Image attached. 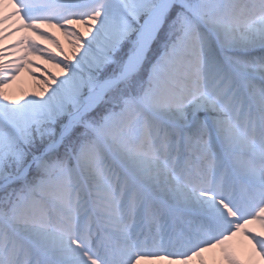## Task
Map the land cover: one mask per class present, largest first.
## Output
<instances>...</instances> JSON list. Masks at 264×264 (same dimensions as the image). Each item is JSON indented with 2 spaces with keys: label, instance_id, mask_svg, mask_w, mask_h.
I'll list each match as a JSON object with an SVG mask.
<instances>
[{
  "label": "snow or ice",
  "instance_id": "snow-or-ice-1",
  "mask_svg": "<svg viewBox=\"0 0 264 264\" xmlns=\"http://www.w3.org/2000/svg\"><path fill=\"white\" fill-rule=\"evenodd\" d=\"M0 264H264V0H0Z\"/></svg>",
  "mask_w": 264,
  "mask_h": 264
},
{
  "label": "rangeland",
  "instance_id": "rangeland-1",
  "mask_svg": "<svg viewBox=\"0 0 264 264\" xmlns=\"http://www.w3.org/2000/svg\"><path fill=\"white\" fill-rule=\"evenodd\" d=\"M12 42H6V44H10ZM66 49L65 51H68ZM27 74V73H26ZM28 76V75H27ZM30 87L35 90V81H33L29 76L22 77L20 81H17L16 84L13 86V91L16 95H19L22 92L30 93Z\"/></svg>",
  "mask_w": 264,
  "mask_h": 264
},
{
  "label": "bare ground",
  "instance_id": "bare-ground-1",
  "mask_svg": "<svg viewBox=\"0 0 264 264\" xmlns=\"http://www.w3.org/2000/svg\"><path fill=\"white\" fill-rule=\"evenodd\" d=\"M51 31H55V30H51ZM56 35L57 36H60V34L58 32L56 33ZM14 39L15 38H13V40ZM60 39H61V43L63 44L65 50L68 49L67 42L63 39L62 36L60 37ZM8 42H12V41H8ZM22 77H28L27 74H26V72L21 74L20 79L18 81H20ZM32 91H34V90L30 87V92H32ZM206 255H210V254H206Z\"/></svg>",
  "mask_w": 264,
  "mask_h": 264
}]
</instances>
